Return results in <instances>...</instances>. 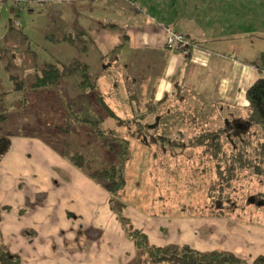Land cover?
Segmentation results:
<instances>
[{"label": "rangeland", "instance_id": "374dc122", "mask_svg": "<svg viewBox=\"0 0 264 264\" xmlns=\"http://www.w3.org/2000/svg\"><path fill=\"white\" fill-rule=\"evenodd\" d=\"M64 1V6L72 8L75 13L83 12L82 16L79 13L76 16L84 18L91 14V3ZM111 1L108 0L109 17H106L105 23L123 26L125 20L115 11V3ZM234 4L245 19L243 25L249 37L244 43L253 47L252 54L259 55L261 51L264 52V0H235ZM2 6L0 95L3 101L0 112L7 114L1 126L12 136L11 141L19 139L26 152L32 153L49 169L53 166L50 156L73 165L76 171L84 172L87 176L84 170L87 167L94 170L103 164L114 163V152L96 138L91 126L81 121L87 116L85 108L90 107L89 99L81 98V92L70 88L66 81L53 89L42 90L38 95L32 94L28 101H20L19 96L12 94L2 96L4 92L12 90L10 73L30 78L46 63H69L77 57L89 63L92 73L98 74V91L109 107V110L98 107L99 111L90 110L89 113H100L104 118L102 128L115 130L119 136L130 141V159L124 170L126 185L115 195L116 201L111 203L114 194L90 177L99 192H103L102 189L106 191V207L92 214L89 224L84 222L82 227L72 219L68 220L70 224L65 219L60 221L58 238L61 241L65 237L70 243L65 248L62 245L54 246L53 252H89L91 264H94V256H98L99 260L105 259L101 264H154L129 235V225L142 231L151 244L165 238L176 242L170 245H188L200 251H212V248L230 250L246 263L253 264L255 260L243 257H248L250 250L264 252V161L259 169L256 163L251 165L245 159L239 162L233 160V152L234 148L248 150L249 158L253 162L258 161L253 147L264 141L260 133L262 128L255 125L246 130L242 128L240 132H243V136L238 137V134L235 137L236 144L226 135L221 136L220 143L207 138V131L226 128L227 119L231 121L228 125L230 130L231 127L234 129L237 118H242L241 123L245 124L243 118L249 113L248 108L236 111L226 103L208 106L199 98L189 103L175 96L170 100L150 103L144 91L150 87L145 66L144 77L139 78L136 87L130 76L134 70L130 65L118 63V53H110L102 62L99 60L100 50L94 45L93 38L85 41L89 42L91 48L82 42L79 49L57 40L62 35L51 21V17H56L60 9L55 3L31 0L23 10L22 25H14V30H10L8 5ZM91 15L95 16V13ZM62 21L59 23H64L67 29V20ZM89 32L90 37L95 33L93 30ZM53 34L56 38H50ZM85 47L88 52L84 50ZM139 56V64L143 65L144 55ZM88 98L94 100L92 96ZM147 103H150V108L145 106ZM110 110L120 119L113 118ZM72 113L79 119L74 120ZM154 124L156 127L151 128ZM202 136L205 138L202 139ZM207 140L211 141L210 146H207ZM74 154L80 158L79 161H84V169L75 165L71 159ZM32 163L35 167L34 161ZM233 165L236 168L232 169ZM28 177L33 180L31 177L34 176ZM69 187L75 189L72 183ZM29 203L32 202L28 200L27 206ZM120 211L128 225L118 217ZM50 229L43 230L45 237ZM73 238L74 241H71ZM0 245L7 247L2 227ZM41 250L49 253L50 246L43 245ZM50 263V260L42 261V264Z\"/></svg>", "mask_w": 264, "mask_h": 264}, {"label": "crops", "instance_id": "0c3cea01", "mask_svg": "<svg viewBox=\"0 0 264 264\" xmlns=\"http://www.w3.org/2000/svg\"><path fill=\"white\" fill-rule=\"evenodd\" d=\"M49 1L60 8L51 21L59 23L65 19L67 29H70L66 31L72 37L79 35V32L86 41L93 38L94 45L99 47L101 62L105 55L118 53V63L130 65L134 70L130 76L135 85L140 77H144L145 66L150 86L144 89L148 102H161L175 96L190 103L199 98L208 106L226 103L241 111L248 106L247 89L263 75L264 70L254 62L264 52L252 54L253 47L244 43L249 36L243 25L245 19L239 13L240 9L235 7V0H113L111 3H115V11L125 20L123 26L105 23L106 17H109L108 0L68 1L91 3L90 12L95 16L89 14L84 18L81 17L83 12L75 13L72 8L65 7L64 0ZM8 8L11 13L10 4ZM78 13L81 16H76ZM63 27L64 23L56 25L61 35L65 29ZM91 30L95 31L92 37ZM169 30L184 35L189 43L174 51L167 50L165 39ZM67 43L77 49L80 47L77 42ZM86 43L91 48L89 42ZM88 48L84 50L88 52ZM141 54L145 58V62H141L143 65L138 61ZM151 127L155 128L156 124ZM14 139L0 165V179L3 182L0 204L10 208L1 212L0 221L7 247L19 256L20 264H27L26 261L42 264L45 260H50V264H91L89 252H53L56 245L65 248L70 243L65 237L60 241L57 230L63 219L67 224L71 219L78 221L80 227L84 222L89 224L92 214L105 209L106 191L102 189L103 192H99L89 176L76 171L73 165L66 164L58 157H48L53 166L46 168L32 153L26 152L19 139ZM32 161L37 167L32 166ZM29 175L34 176L31 177L33 180ZM71 183L75 189L68 188ZM28 200L32 202L29 206ZM49 228L50 232L45 237L43 230ZM174 243L160 238L155 244ZM43 245L50 246L49 253L41 250ZM247 253L248 257L245 255L243 258L252 261L264 256V252L253 250ZM93 260L94 264H101L105 259L99 260L98 256H94Z\"/></svg>", "mask_w": 264, "mask_h": 264}, {"label": "trees", "instance_id": "16d2710c", "mask_svg": "<svg viewBox=\"0 0 264 264\" xmlns=\"http://www.w3.org/2000/svg\"><path fill=\"white\" fill-rule=\"evenodd\" d=\"M31 0H27V5ZM11 7V18H10V30H14V17H20L23 10L27 7H16L12 1H7L3 4L9 5ZM2 6V7H3ZM58 25V21L54 20V25ZM64 28V27H63ZM63 35L59 36L57 39L59 41H66L72 44L86 41L80 33L79 35L72 37L70 33L63 29ZM127 39V36H125ZM50 38H56V36L50 35ZM187 38V37H186ZM188 39V38H187ZM191 42V41H190ZM86 43V42H85ZM192 43V42H191ZM119 48V47H118ZM166 48V47H165ZM167 49V48H166ZM168 50V49H167ZM107 55L103 57L105 59ZM258 65L259 69L264 70V53L260 55L258 60L254 62ZM98 74L90 72V66L88 63L83 62L78 57L72 59L69 63L56 61L53 63H46L42 67L38 68L35 71L34 75L30 78H22L17 74L10 73L9 80L12 83V90L10 92H4V95H14L19 96L20 101L25 99L28 101V98L32 94L38 95L42 90L53 89L59 86L62 82L66 81L67 85L72 89H77L76 92H81V98L89 99L90 107L87 109V116L85 119L81 120L91 126L95 131V136L99 141L104 142L111 152H114L115 161L110 165L103 164L100 168L90 170L89 167L85 168L84 161H79L77 155H71V159L78 167L84 169L88 176L95 179L100 184L107 187L110 193L114 194L111 199V203L116 201L115 195L124 188L126 185L125 177V165L130 159L129 156V146L130 141L124 137L119 136L115 130L106 131L102 128L101 123L104 121L103 116L98 113L91 115L89 111L97 112L99 111L98 107H103L104 109L109 110L107 102L105 101L103 95L98 91ZM92 96L94 100H91ZM246 100L248 102V114L244 117V123H241L242 118H237L236 125L234 129L230 130L229 119L225 120L226 128L223 130L216 131H207L209 140H217L218 143L221 142V136L226 135L227 138L232 139V143L236 144L237 135L238 137L243 136V132H240L241 129L251 128L252 126H258L262 128L260 132L264 137V76L262 75L258 78L246 91ZM3 101V98L0 95V103ZM153 103V102H150ZM150 103H147L145 106L148 108ZM8 109V108H6ZM84 109V112H85ZM73 113H75L73 111ZM73 115L74 120L79 119L77 115ZM111 116L113 118L120 119L113 111L110 110ZM77 118V119H76ZM7 119V114L0 112V161L3 156L8 152L11 146L12 136L8 134L4 127L1 126V123ZM79 121V120H78ZM158 125V124H157ZM152 128V127H151ZM233 131V132H232ZM249 132V131H248ZM245 133V132H244ZM234 137V139H233ZM205 136H202L204 139ZM206 138V139H207ZM205 141L207 146L211 145V141ZM243 140H241L242 142ZM236 146V145H235ZM255 151V157L258 161L253 162L252 158H249L247 153L248 150H242L234 148L233 160L237 162L245 159L249 164L256 163V167L260 169V163L264 161V141L260 142L259 146L253 147ZM81 157V156H80ZM250 165V166H251ZM242 166V165H240ZM244 166V165H243ZM231 168V167H230ZM236 168L235 165L232 166V169ZM230 179V178H228ZM112 204V208L117 211ZM9 211V207L0 206V221H1V211ZM120 220L128 225V221L124 218L121 211L118 214ZM129 235L135 239L136 245L141 251L146 252L150 261L154 264H248L246 261H243L237 255L229 251H200L196 250L188 245H165L158 246L151 244L148 241L147 236L140 230L134 229L133 227L127 226ZM21 260L17 254L12 253L8 247L0 245V264H20ZM253 264H264V256L258 257Z\"/></svg>", "mask_w": 264, "mask_h": 264}, {"label": "built area", "instance_id": "2783aa9c", "mask_svg": "<svg viewBox=\"0 0 264 264\" xmlns=\"http://www.w3.org/2000/svg\"><path fill=\"white\" fill-rule=\"evenodd\" d=\"M7 1H12L16 7H24L27 5V0H0V7ZM13 21L15 26L22 25V20L20 17H14ZM188 43L189 40L184 35L171 30H169L165 39V47L170 51H174L183 44Z\"/></svg>", "mask_w": 264, "mask_h": 264}]
</instances>
